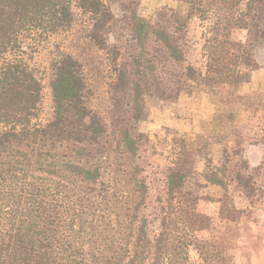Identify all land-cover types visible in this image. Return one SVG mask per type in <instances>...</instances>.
<instances>
[{"label": "trees", "instance_id": "1", "mask_svg": "<svg viewBox=\"0 0 264 264\" xmlns=\"http://www.w3.org/2000/svg\"><path fill=\"white\" fill-rule=\"evenodd\" d=\"M113 1L118 18L105 0H0V264H236L247 215L233 193L251 202L257 188L226 144L241 111L264 108L262 92L242 91L264 48V0H175L154 17L140 14V0ZM76 15L107 54L111 93L129 98V124L117 131L88 106L82 65L59 48L50 66L52 116L40 119L43 76L33 56ZM193 18L202 27V70L185 64ZM118 20L131 42L125 54L108 43ZM237 29L245 41L232 39ZM195 91L213 113L195 139H173L163 193L152 201L141 156L149 136L137 124L151 97ZM196 177L222 191L218 223L197 209L201 196L187 187Z\"/></svg>", "mask_w": 264, "mask_h": 264}, {"label": "rangeland", "instance_id": "2", "mask_svg": "<svg viewBox=\"0 0 264 264\" xmlns=\"http://www.w3.org/2000/svg\"><path fill=\"white\" fill-rule=\"evenodd\" d=\"M112 8L116 18L120 15L119 7L113 0H105ZM175 0H140V14L154 17L161 9L175 8ZM115 27L108 34V43L116 45L121 54L127 53L128 32L124 24L116 21ZM88 25L85 18L76 15L71 29L67 32L51 36L33 56L32 63L43 76V100L40 119L46 122L52 116V102L49 81L51 78V62L56 48L70 53L82 65L83 77L87 85L86 101L88 106L98 113L107 129L114 130L129 124V98L125 94L115 97L111 93V83L115 76L110 71L107 54L95 47L87 39ZM202 27L193 18L188 24L187 37L189 50L185 64L202 70L204 59L201 56ZM232 39L245 41V30H234ZM124 56V55H123ZM125 58V56H124ZM129 62L130 59H119ZM259 67L251 72L249 83L242 91L250 93L259 91L264 94V48L256 50ZM182 65L170 68L179 73ZM148 118L137 124V128L149 136V143L144 146L141 156L146 165L148 182L150 183L151 200L162 195L164 174L171 154L173 139L183 137L195 139L203 131V121L209 120L213 113V105L202 91H195L191 96L180 94L177 97L158 99L156 96L147 100ZM238 133L232 134L226 150L231 162H237L246 172L251 174L256 183L257 192L251 202L234 192L236 205L246 211L241 227V234L234 248L236 264H264V108L241 111L236 120ZM223 145H216L212 160L216 164L223 161ZM204 160L198 159V172L204 168ZM187 187L197 192L201 199L197 203L200 212L208 214L214 223L219 222L218 203L221 189L207 185L199 177L191 179ZM152 206V205H151ZM191 261L197 262L194 252H190Z\"/></svg>", "mask_w": 264, "mask_h": 264}]
</instances>
